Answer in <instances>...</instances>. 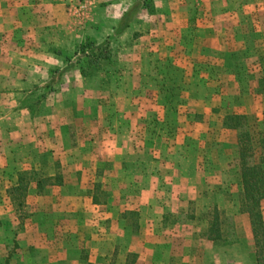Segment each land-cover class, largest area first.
<instances>
[{
	"label": "rangeland",
	"instance_id": "obj_1",
	"mask_svg": "<svg viewBox=\"0 0 264 264\" xmlns=\"http://www.w3.org/2000/svg\"><path fill=\"white\" fill-rule=\"evenodd\" d=\"M49 1L0 0L6 3L0 5V216L5 219L0 262H32L31 250L23 253L18 232L23 225L29 229L33 226L31 219L41 206L39 198L46 202L48 197L83 200L94 196L104 202L117 196L119 205L128 206L129 196H152L170 202L172 195L181 201L170 206L175 212L165 216L164 226L174 231L180 248L183 245L187 251L182 249L176 257L169 251L157 253L158 260L161 257L168 264H239L241 249L257 262L251 222L252 241L247 237L250 218L240 210L243 185L239 137L251 134L255 154L251 162L264 164V0H134L129 8L138 1L142 10L120 36L114 35L120 22L115 20L121 12L115 4L118 0ZM87 38L99 44L111 39L113 52L111 63L90 77L83 75V61L79 62L77 54L78 46ZM53 103L60 107L57 118L74 122L67 129L76 137L73 145H79L77 131L83 129L80 141L85 157L72 158L89 171L83 188L58 187L57 177L63 180L69 168L57 157L40 153L35 142L25 149L22 144L23 151L18 152L21 143L15 144L19 139L15 125L8 127L13 140H7L12 145L4 139L6 125L16 121L14 116L27 110L33 120L44 118L46 122L51 116L48 107ZM66 103L74 108L69 114L65 113ZM228 115L245 116L246 124L238 131L227 130L223 123ZM129 116L137 118L129 126L134 129L133 142L140 155L119 159L102 151L100 157L87 154L89 139L95 144L97 134L108 126L102 125L103 119L110 122L108 127L118 129L122 140L130 132L126 126ZM117 118L124 123L116 125ZM75 122H81L80 126ZM30 137H34L32 131L26 139ZM23 152L36 159L26 163L23 172H32L37 165L39 178L55 177L41 190L33 185L27 194L13 197L10 192L23 173L15 167L17 155ZM117 159L126 173L136 176L142 167H167L158 195L143 189L145 183L141 181L130 190L123 186L126 183L112 188L109 177L106 182L95 183L99 180L95 170L111 173ZM175 165L179 167L177 172L169 169H175ZM174 179L178 187L172 183ZM97 184L99 188L95 189ZM54 203L43 206L54 207V211L62 208L61 201ZM215 208L221 213V239L211 241ZM143 210L140 205L126 211L125 224L115 225L121 233L118 250L113 251L110 244L111 221L96 226L104 233L99 239L110 245L99 264L147 263L145 253H127L131 240L142 239H133L127 232L129 227L138 232ZM262 213L264 216V202ZM77 220L73 217L71 245L83 250V222ZM86 232L88 237L92 233ZM237 246L236 256H223V250Z\"/></svg>",
	"mask_w": 264,
	"mask_h": 264
},
{
	"label": "crops",
	"instance_id": "obj_2",
	"mask_svg": "<svg viewBox=\"0 0 264 264\" xmlns=\"http://www.w3.org/2000/svg\"><path fill=\"white\" fill-rule=\"evenodd\" d=\"M133 1L134 0H118L115 3L117 4V8L121 10V12H119V14L115 17L116 21L121 20V17L124 15L123 13L127 11ZM52 2V0L49 1V3ZM2 4L3 3H0L1 6ZM53 4H49V6L53 7ZM5 5L6 3L3 4V6ZM115 7L116 5L113 8ZM134 75L136 76L137 74L134 73ZM58 108H60L58 103L56 105L54 103L50 104L48 110L51 116L47 118L46 122H44V118L33 120V117L29 111H21V113L14 116V118L16 117V121H12V123L6 125L8 133L6 134L4 139L9 145H12L11 140H13V138H9L12 137V133H9L8 127L14 128L15 125L16 127H18L16 128V131L19 135V139L15 141V144L17 142L21 143L19 144V146H17L16 150L18 152H22L23 150H21V148L25 149L27 145H29V143L31 145L32 142H35L36 147H38L40 153L45 152L44 155H47V157H54L55 159L57 157L59 160H61L63 166L69 168L67 174L65 175V178L63 177L61 185H57L58 187L63 186V188L68 189L74 187L83 188L85 182L87 181V178L85 177H87V173L89 171L83 168V164H79L80 161L78 162L72 159L73 157H85V155H83V141H80L81 135L83 134V129L79 128V130L77 131V140L79 142V145H73L72 139H75L76 137H72V134H69L67 129L69 128L71 123L74 122L69 118L65 120L57 118V111H59ZM72 109H74L72 108V104L66 103L65 113L69 114ZM128 119L129 120L126 121V126L130 130V132L122 140L118 134V129H114V126L108 127L110 126V122L103 119L101 122L102 125L108 126H106L105 129H102L100 134H97V137L95 138V144L92 143V139H89V142H91V144H89V150L87 154H90L91 156L94 155L95 157H100L99 153L102 151V154L110 153L111 156L119 159L124 158V155H126V157L129 159L135 158L136 156L140 155L138 147L133 142L135 139V136L133 135L134 129L131 125L129 126V124H133L134 121L137 120V118L135 120L134 116H129ZM35 120L39 121V123L37 122L33 128ZM19 121H21V123ZM79 121L80 120L78 119L77 122ZM115 121H117L118 123L116 125H121L124 123H119L120 118H117ZM77 122H75V124L80 126L81 122L80 124H78ZM62 126H64L65 128L62 129ZM37 127L39 128L36 130ZM31 131L33 132L34 137L26 139L27 134L31 133ZM21 137H23V141H21ZM8 138L11 140H7ZM121 141L122 144H120ZM20 146L22 147L20 148ZM45 147H47L46 150L44 149ZM39 155L41 156V154ZM39 155L37 154V156ZM2 157L3 155H0V159ZM7 157L8 156L6 155V157L4 158L6 159ZM17 157L18 162L16 163L15 167H18V171L21 172L25 170L26 163L33 161L36 162V159L34 160V156L30 153L25 154L23 152V154H20V156L17 155ZM132 162L135 163V160H132ZM134 166H136V164L129 165V167ZM163 167L164 166L162 165H160V167L155 166L151 168V170L150 168L142 167V169H140V171L138 172L140 173L139 176L127 172L128 174H130L129 176L125 172V170L122 169V166L117 159V161L115 160L113 164L111 173L100 168H98L99 170H95V173H97L99 176V180H96L95 183H103L106 182V179L110 178L109 180L112 188L118 189L125 186L130 190L132 187L134 188V186H136L137 181H141L140 183H145L143 185V189L149 190V193L153 191L155 195H158V190L161 189V186L163 184V173L166 172L167 169V167ZM174 167L175 169L173 168V166L169 169H171V171L177 172L179 167L177 165H175ZM37 169L38 167L36 165V169L33 171H39ZM50 177L53 178L55 177V175L51 174L49 178ZM123 183L126 184L122 186ZM172 183H174L176 187H178V181L174 179ZM33 185L37 187V184L35 183H32L30 186ZM98 185L100 184L94 186L95 189L99 188ZM171 197L172 199L169 202L166 200L163 201L161 198L157 199L156 197L152 196H145L141 199H136L134 197L130 198L129 196L127 200V205L129 204L128 206L119 205L121 200L117 196H111V198L104 202H101L94 196H89L87 198L83 197V200L69 197H65L62 199L48 197L46 199V202L43 197L39 198L37 201L41 204V206L39 207V209H37V213L33 215L31 219V225L33 226L29 229L28 225H23L21 230L18 232L19 239L21 240V247L23 248V253L28 252V250H31L32 252V262H24V264H99L98 262L104 260L105 253L107 252L108 246L110 245L105 243L104 239H99L100 237L104 236V233H101L100 229H97L96 226L100 227V224L103 221H111L113 229L111 230L110 234V236L112 237V241L110 244L113 251L115 249L118 250L121 233L116 229L117 227L115 225H117L118 227L121 226L120 223H123L127 220L128 213H126V211L137 209L140 205H142L146 211L143 210L145 214H141L142 220L139 224L140 226H137L136 228L138 229V232L134 233L135 231H133V228L129 227L127 234L133 239L134 236L141 237L142 239L139 240L135 238L134 240H131L128 245L129 248L127 250V253H145L144 256L147 259L149 258L146 264H168L167 262L163 261V258L161 257L158 260L156 254L160 253L161 255H163L164 252L169 251L174 255L173 257H176L179 253L183 252L182 249L187 251V249H185L183 245L180 248L181 242H178V239L176 238L177 236L174 231H170L168 228H166V226H164V220H166L165 216L169 215V212H175L174 210H172V208H170V206L176 201L178 203L181 201L179 197L176 198V196L173 195ZM54 200H59L62 202V208L60 210L54 211L57 210L54 207L45 208L43 206L44 203L48 205L55 204ZM130 204H134L136 208L133 206L132 208H130ZM173 205H177V203ZM108 208H110L112 212L109 213ZM73 217H77L79 219L77 221L83 222V246L78 243V245H81V247H83V250L80 247L72 248L71 245V238L73 237L71 234ZM0 223H3L2 225H0L1 234L2 231H5V219L3 218V216H0ZM88 223H90V225H88ZM124 224L125 222L123 223V225ZM139 227L141 228L139 229ZM248 229L249 233L247 231V237L250 242L252 241V238H250V221ZM89 230H91L92 233L88 237L86 231ZM91 237L93 239H91ZM240 250L238 253L239 257H237L239 260V264H257L255 258L252 257V254L247 253L244 255L243 251ZM223 251V256H228L229 258H231L236 256V252H238V246L229 247ZM253 252L254 251H252L251 253ZM233 253L236 254L234 255ZM0 264L6 263L0 262Z\"/></svg>",
	"mask_w": 264,
	"mask_h": 264
},
{
	"label": "trees",
	"instance_id": "obj_3",
	"mask_svg": "<svg viewBox=\"0 0 264 264\" xmlns=\"http://www.w3.org/2000/svg\"><path fill=\"white\" fill-rule=\"evenodd\" d=\"M142 10V4L135 2L122 16L119 24L114 28V35L120 36L130 27ZM111 39L99 44L92 38H87L84 43L78 46L77 54L79 62L83 61V75L90 77L95 72L110 64L113 57L111 49ZM87 67V69L85 68ZM246 124L245 116L228 115L224 119V128L227 130L238 131ZM241 179L243 185V198L241 202V212L250 218L252 233L256 245V257L258 264H264V216L262 204L264 202V164L252 163L254 157L253 137L250 133L241 134L239 137ZM53 178L42 179L36 171L23 172L19 175L18 184L10 192L11 196L27 194L32 183L37 184L38 189H42L46 181ZM56 185H61L62 177H57ZM19 205H22L20 203ZM220 211L215 208L213 211L214 222L211 225L209 235L211 241L221 239L218 219ZM1 225V224H0Z\"/></svg>",
	"mask_w": 264,
	"mask_h": 264
}]
</instances>
